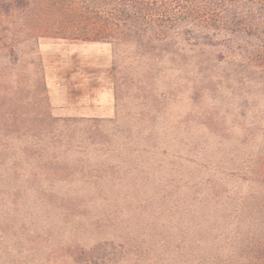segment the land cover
Instances as JSON below:
<instances>
[{
    "label": "rangeland",
    "instance_id": "obj_1",
    "mask_svg": "<svg viewBox=\"0 0 264 264\" xmlns=\"http://www.w3.org/2000/svg\"><path fill=\"white\" fill-rule=\"evenodd\" d=\"M30 1L0 15V264H264L260 42L79 41L83 0Z\"/></svg>",
    "mask_w": 264,
    "mask_h": 264
},
{
    "label": "trees",
    "instance_id": "obj_2",
    "mask_svg": "<svg viewBox=\"0 0 264 264\" xmlns=\"http://www.w3.org/2000/svg\"><path fill=\"white\" fill-rule=\"evenodd\" d=\"M86 2L93 4L92 10H87ZM31 3L0 0V15H12L18 9L28 11ZM77 20L79 31L73 33L65 26L64 36L134 46L140 51L157 50L154 43L158 50L174 43L210 48L230 43L236 48L253 46L247 36L256 38L264 49V0H83ZM260 205L255 218L258 225L264 224V203Z\"/></svg>",
    "mask_w": 264,
    "mask_h": 264
}]
</instances>
